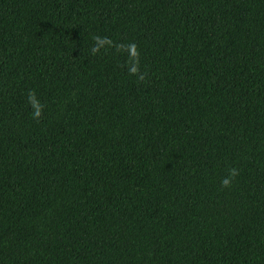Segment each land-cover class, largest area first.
Here are the masks:
<instances>
[{"label": "trees", "instance_id": "1", "mask_svg": "<svg viewBox=\"0 0 264 264\" xmlns=\"http://www.w3.org/2000/svg\"><path fill=\"white\" fill-rule=\"evenodd\" d=\"M0 264H264V0H0Z\"/></svg>", "mask_w": 264, "mask_h": 264}, {"label": "clouds", "instance_id": "2", "mask_svg": "<svg viewBox=\"0 0 264 264\" xmlns=\"http://www.w3.org/2000/svg\"><path fill=\"white\" fill-rule=\"evenodd\" d=\"M37 115H39V114L37 113ZM236 174H237V173H236V170H235V169H232L231 172H230V176L234 177ZM222 183H223L225 186H227V185L230 183V180L227 179V178H225V179L222 181Z\"/></svg>", "mask_w": 264, "mask_h": 264}]
</instances>
